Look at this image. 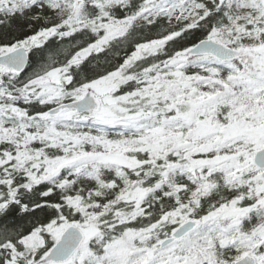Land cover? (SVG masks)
Listing matches in <instances>:
<instances>
[{
  "label": "snow or ice",
  "instance_id": "snow-or-ice-1",
  "mask_svg": "<svg viewBox=\"0 0 264 264\" xmlns=\"http://www.w3.org/2000/svg\"><path fill=\"white\" fill-rule=\"evenodd\" d=\"M0 264H264V0H0Z\"/></svg>",
  "mask_w": 264,
  "mask_h": 264
}]
</instances>
